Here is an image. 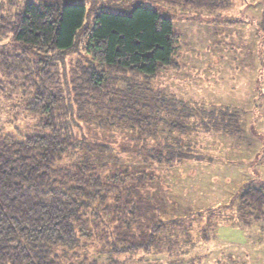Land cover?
Masks as SVG:
<instances>
[{
    "label": "rangeland",
    "instance_id": "obj_1",
    "mask_svg": "<svg viewBox=\"0 0 264 264\" xmlns=\"http://www.w3.org/2000/svg\"><path fill=\"white\" fill-rule=\"evenodd\" d=\"M26 1L0 0V22ZM232 1L227 10H199L162 0H84L88 23L99 9L129 13L141 4L173 19L176 63L147 85L151 91H139L141 98L117 103L102 97L93 106L83 98L81 107L73 104L70 71L78 62L90 64L78 51L81 37L74 51L54 55L23 51L10 36L0 39V140L48 132L39 126L40 115L26 110L33 98L29 75L11 73L5 56L19 53L33 65L50 59L62 72L79 141L62 164L87 159L93 174L121 194H112L115 208L130 215L117 230L137 245L135 253L111 252L109 231L108 239L83 241L63 264L85 258L98 264H264V215L242 199L249 188L264 190V0ZM133 105L149 125L119 120L124 106L138 110ZM82 109L87 118L79 117ZM113 176L125 181L115 183ZM158 223L163 228L155 244L149 239Z\"/></svg>",
    "mask_w": 264,
    "mask_h": 264
},
{
    "label": "trees",
    "instance_id": "obj_2",
    "mask_svg": "<svg viewBox=\"0 0 264 264\" xmlns=\"http://www.w3.org/2000/svg\"><path fill=\"white\" fill-rule=\"evenodd\" d=\"M162 1L199 10H227L233 3ZM87 13L84 0H28L10 20L6 17L0 22V39L10 36L23 51L54 55L74 51L81 37L78 51L90 64L78 62L69 76L73 104L79 107L83 99L93 106V100L102 97L114 98L112 103L127 96L141 98L138 92L151 91L147 85L161 70L176 63L179 39L172 16L156 6L137 5L129 13L102 8L91 23ZM5 57L8 69L13 67L11 73L29 75L33 98L28 99L26 110L40 115L39 126L48 132L0 140V264H63L75 258L72 254L83 241L89 244L99 236L108 239L109 231L115 237L111 252L135 253L137 245L118 237L119 223L130 216L127 208H115L111 202L112 194L118 199L121 194L114 193L117 190L108 180L93 174L94 165L87 159L62 164L79 141L58 64L46 59L33 65L19 53ZM121 82L126 84L124 89ZM125 106L117 112L120 121L141 127L144 120L149 125L150 118H144L140 108L133 105L138 110L127 112ZM84 112L82 109L79 117L87 118ZM113 177L115 183L125 181ZM242 199L252 212L264 215L263 189L249 188ZM162 228L159 223L152 227L149 242L156 241L154 236ZM81 264L98 263L85 258Z\"/></svg>",
    "mask_w": 264,
    "mask_h": 264
}]
</instances>
